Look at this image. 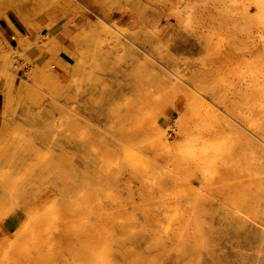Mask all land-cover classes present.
Wrapping results in <instances>:
<instances>
[{"label":"rangeland","instance_id":"1","mask_svg":"<svg viewBox=\"0 0 264 264\" xmlns=\"http://www.w3.org/2000/svg\"><path fill=\"white\" fill-rule=\"evenodd\" d=\"M48 6L51 17L33 23L47 46L13 56L20 79L43 65L62 81L60 92L41 86V100L20 97L0 77V156L19 137L32 148L17 168L4 171L0 162V187L10 190L8 215L0 212V264H264L218 207L234 188L239 198L261 189L252 196L264 204V162L239 160L243 142L228 127L261 140L252 125H264V0ZM186 104L191 115L175 127ZM156 127L174 142L169 151L154 146ZM125 147L153 170L190 182L153 180L144 163L126 160ZM197 192L215 198L210 211L196 205ZM22 223L24 244L2 247Z\"/></svg>","mask_w":264,"mask_h":264},{"label":"bare ground","instance_id":"2","mask_svg":"<svg viewBox=\"0 0 264 264\" xmlns=\"http://www.w3.org/2000/svg\"><path fill=\"white\" fill-rule=\"evenodd\" d=\"M26 1L27 0H0V20H5L15 32V36L12 38L14 43L5 40L0 34V63H3L0 65V77L5 76L7 78L11 91L10 93H17L20 97L26 94L27 96L32 97L33 100H37L36 98L41 100L43 97L38 94V90L41 86H46L51 94L56 95L60 92L57 84H60L62 81L58 79L56 74L47 71L43 65L36 66V68H39V72L36 71L34 67L32 71L28 73L26 79H20L16 74V71L20 70V66L14 59V52H31L35 51L37 48L40 49L47 46V42H45L47 39H44L39 31L41 29L36 28L33 23L35 19L41 16H50L48 0H34L33 3L30 4H25ZM260 6H262V4ZM16 24L27 29L30 33L32 31L35 32L37 34L35 40H32L30 36H26L21 33ZM45 24L46 23H38V26L45 27ZM49 26L47 27L50 28L51 26ZM105 31L109 32L108 29H105ZM114 32L117 33V31ZM95 43L96 41L89 46H92V48L95 49ZM101 43L102 42L97 45L100 48V51L103 52L106 50V47L102 46ZM92 48L91 50H93ZM83 63L85 62L83 61ZM16 78L21 80V83L17 86L15 85ZM198 87L200 88V86ZM10 99L11 96L7 94L5 109H8ZM52 106L57 108L62 113H66V110H68L64 106H59L56 103H52ZM186 106V111L180 113L179 118L174 122L175 127L185 123L191 115V108L189 104H186ZM124 107L127 117H129L130 103L128 100L124 101ZM71 120L75 124H79L74 117H72ZM127 123L128 119L125 118V123L121 125V130L125 129L124 125H127ZM252 126L255 127V131L260 136V141H256L238 128L228 125L231 135L236 140L243 142L242 148L238 146L237 149L238 154L240 155L239 160L243 159L245 155L251 154L257 156L259 161L264 162V125L259 122H254ZM127 128H129L128 125ZM159 128L160 127H156L155 130L153 128L154 146L162 150L169 151L174 142H170L168 139L169 134L166 133L167 131L165 129L164 132H160ZM1 137L2 136L0 135V138ZM104 138V135H100L101 141L104 140ZM106 140L107 139H105V141ZM135 143L136 140H134L132 144ZM30 146L31 144L30 142L28 143V140H25L23 137H19L14 146H12L11 150L13 151L10 150L9 152H3L0 156V162L4 164L3 170H7V166L9 170L17 168L16 163L20 162L31 153L32 148ZM125 158L135 164L144 163L138 154L131 151L129 147H125ZM144 164L148 169L153 170L152 165L148 163ZM258 167L263 168L264 165L261 163ZM168 169H172V167L169 166ZM150 174L153 175V180H161L165 183H168L170 179L174 181L182 179L183 181L190 182L188 176L182 174L179 175L177 172L170 174L162 168L155 169L152 173L150 172ZM261 184L257 183V185ZM233 190L234 191H231L233 194H230L229 197L226 196L224 200L221 201L223 205H218L220 209H223L220 219L229 221L230 227L238 231H243L248 236V242L246 244V248L248 250L254 249L258 252L264 253V204L258 201L259 198L256 199V197L252 196L253 194H257L261 189L255 192L250 191L251 196L248 198L247 196H244L243 198L237 197L239 193L235 191V188ZM9 192L10 190L7 187H0V212H2L4 216L8 215V204L10 202ZM214 199L215 198L208 192H197L195 195L196 205L209 211L214 204ZM209 205L210 208H208ZM6 219L11 220L9 217H6ZM24 227L25 223H22L21 225H16L13 232L7 231L6 235L8 238L2 239L1 246H17L20 248V246H22L25 242L26 232Z\"/></svg>","mask_w":264,"mask_h":264},{"label":"crops","instance_id":"3","mask_svg":"<svg viewBox=\"0 0 264 264\" xmlns=\"http://www.w3.org/2000/svg\"><path fill=\"white\" fill-rule=\"evenodd\" d=\"M21 33L24 32V29L21 26H17ZM0 34L5 40L12 39L15 36L14 30L8 25L5 20H0Z\"/></svg>","mask_w":264,"mask_h":264}]
</instances>
